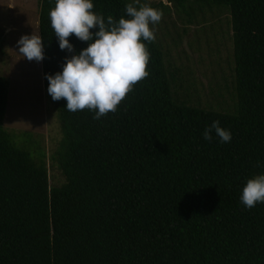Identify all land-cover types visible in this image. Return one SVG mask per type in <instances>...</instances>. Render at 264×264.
Here are the masks:
<instances>
[{
    "label": "trees",
    "instance_id": "16d2710c",
    "mask_svg": "<svg viewBox=\"0 0 264 264\" xmlns=\"http://www.w3.org/2000/svg\"><path fill=\"white\" fill-rule=\"evenodd\" d=\"M38 2L48 92L47 76L90 42L72 35L74 50H61L49 17L55 0ZM129 3L139 6L93 0V11L118 22ZM168 3L186 25L225 17L232 109L177 94L163 45L143 41L149 74L115 112L96 119L53 100L61 138L47 159L31 132H20L29 149L4 128L8 79L0 76V264H264V202L241 201L247 180L264 174V0ZM217 120L230 142L215 130L204 138ZM47 160L61 183L50 182Z\"/></svg>",
    "mask_w": 264,
    "mask_h": 264
},
{
    "label": "rangeland",
    "instance_id": "374dc122",
    "mask_svg": "<svg viewBox=\"0 0 264 264\" xmlns=\"http://www.w3.org/2000/svg\"><path fill=\"white\" fill-rule=\"evenodd\" d=\"M148 1L162 13L161 20L150 27L164 47L166 66L177 75V94L188 95L192 104L217 111L231 110L233 63L225 17L214 22L207 13L206 25L196 22L186 25L168 0ZM38 10V0H0V76L8 79L2 123L6 130L14 133L17 144L29 149L33 147L24 142L20 132H31L48 159L61 138L53 98L43 87L41 61L22 57L17 44L25 34L36 32L39 35ZM196 19L201 22V14H197ZM209 23L214 25L213 30ZM183 28L186 33L182 32ZM47 163L50 182L61 183L60 172L49 160Z\"/></svg>",
    "mask_w": 264,
    "mask_h": 264
},
{
    "label": "clouds",
    "instance_id": "9594fccd",
    "mask_svg": "<svg viewBox=\"0 0 264 264\" xmlns=\"http://www.w3.org/2000/svg\"><path fill=\"white\" fill-rule=\"evenodd\" d=\"M126 5L127 18L118 22L93 11V0H55L49 17L61 50H74L69 37L75 35L88 46L78 54L66 58L63 70L48 75V93L53 100L65 99L69 111L94 110L99 119L115 112L118 105L132 91L133 86L148 76L150 54L143 41L153 42L155 33L150 25L158 23L162 13L148 4ZM92 29H98L93 32ZM19 53L29 61L44 59L43 40L33 32L17 42ZM215 130L222 143L230 142L231 132L213 121L204 132L212 139ZM242 203L252 208L264 202V174L247 180L241 195Z\"/></svg>",
    "mask_w": 264,
    "mask_h": 264
}]
</instances>
